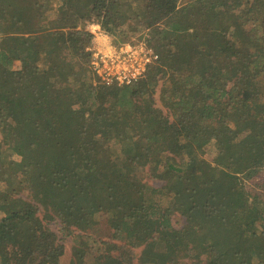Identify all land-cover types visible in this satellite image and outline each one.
<instances>
[{
  "label": "trees",
  "instance_id": "trees-1",
  "mask_svg": "<svg viewBox=\"0 0 264 264\" xmlns=\"http://www.w3.org/2000/svg\"><path fill=\"white\" fill-rule=\"evenodd\" d=\"M91 23L157 62L103 84ZM263 168L264 0H0V264H75L55 218L116 220L104 264H264Z\"/></svg>",
  "mask_w": 264,
  "mask_h": 264
},
{
  "label": "rangeland",
  "instance_id": "rangeland-1",
  "mask_svg": "<svg viewBox=\"0 0 264 264\" xmlns=\"http://www.w3.org/2000/svg\"><path fill=\"white\" fill-rule=\"evenodd\" d=\"M92 24L93 23L88 24L87 29L91 33L93 39V34L91 32L92 28L90 27ZM109 36L110 38L112 37L111 35ZM111 41L114 45L123 44L119 43L118 41H115V43L112 38ZM143 42L144 39L142 37L131 39L132 45ZM17 66H19L18 63L15 64V68H17ZM154 107L162 111L164 115L166 114L164 108L161 105L157 93L155 94ZM147 169L148 166H145L140 170L139 178L141 179V181H143L146 185L153 187H159L164 184V181L155 179L149 172L150 170L148 171ZM243 185V190L245 191V194H247L248 197L258 196L261 200L264 201V170L262 171L261 175L248 181H245ZM96 219V223L90 230L84 227L79 229L71 227L72 234L64 233L61 230V225L58 219L56 218L50 222V228L57 233L59 242L60 244L64 245L66 255L69 258L72 256L75 248H78V250H80L79 258L76 256L75 264H104L108 263L110 259L114 256H119L120 258L128 256L132 257L133 260L136 259L133 254L130 253L129 249H124L121 247L123 243L119 239H117V221L112 218ZM183 222L184 220L180 218L173 219V225L178 228L183 227ZM134 255L138 256L139 250H135ZM185 255V260H187L188 258H190L191 253H185ZM206 261L207 260L202 259L201 264H206ZM61 264L65 263L63 262Z\"/></svg>",
  "mask_w": 264,
  "mask_h": 264
},
{
  "label": "built area",
  "instance_id": "built-area-1",
  "mask_svg": "<svg viewBox=\"0 0 264 264\" xmlns=\"http://www.w3.org/2000/svg\"><path fill=\"white\" fill-rule=\"evenodd\" d=\"M93 39L86 50L90 53L91 68L107 86L129 85L140 79L157 54L143 43L114 45L110 36L96 23L91 26Z\"/></svg>",
  "mask_w": 264,
  "mask_h": 264
}]
</instances>
